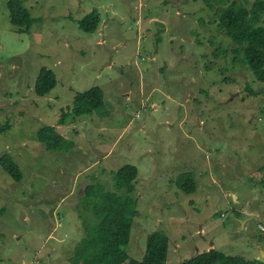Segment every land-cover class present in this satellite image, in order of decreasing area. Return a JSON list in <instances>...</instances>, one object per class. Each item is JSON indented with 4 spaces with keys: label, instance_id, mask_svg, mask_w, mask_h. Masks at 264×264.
<instances>
[{
    "label": "rangeland",
    "instance_id": "1",
    "mask_svg": "<svg viewBox=\"0 0 264 264\" xmlns=\"http://www.w3.org/2000/svg\"><path fill=\"white\" fill-rule=\"evenodd\" d=\"M22 1L35 20L28 32L0 0V157L23 174L15 182L0 169V264H71L103 192L134 199L132 259L160 231L166 264L211 250L264 264V82L217 19L256 0ZM94 9L97 30L82 32ZM43 68L56 85L40 97ZM94 87L103 105L75 116L74 96ZM46 125L74 146L48 150ZM126 165L138 169L132 193L115 181ZM185 174L193 193L176 185Z\"/></svg>",
    "mask_w": 264,
    "mask_h": 264
},
{
    "label": "trees",
    "instance_id": "2",
    "mask_svg": "<svg viewBox=\"0 0 264 264\" xmlns=\"http://www.w3.org/2000/svg\"><path fill=\"white\" fill-rule=\"evenodd\" d=\"M9 23L22 32H28L35 23L29 9L22 0H7ZM264 14V1L256 0L251 9L237 7L235 4L221 9L217 13L218 26L236 45L242 46L245 64L256 80L264 82V26L259 25L258 14ZM100 24V14L96 9L78 20V28L85 33H94ZM56 80L52 71L43 68L35 83V93L44 97L55 87ZM103 105V93L94 87L73 98L71 111L75 116L91 114ZM64 123V116L58 120ZM39 141L48 150L67 152L74 142L62 136L54 126L46 125L39 129ZM0 169L15 182H20L23 174L20 167L9 154L0 157ZM138 169L126 165L115 174V181L121 189L133 192V181ZM177 187L186 194L193 193L196 183L191 174L181 175ZM101 186H88L84 189L85 197ZM101 201L93 202L94 221L86 226L84 235L75 246L69 258L71 264H166L169 251V239L163 232H155L148 237L147 250L142 261L132 259L125 248L130 243L132 220L136 216L134 199L130 196H117L104 193ZM258 260L246 261L238 257H228L215 250L204 253L181 264H258ZM263 264V263H261Z\"/></svg>",
    "mask_w": 264,
    "mask_h": 264
},
{
    "label": "built area",
    "instance_id": "3",
    "mask_svg": "<svg viewBox=\"0 0 264 264\" xmlns=\"http://www.w3.org/2000/svg\"><path fill=\"white\" fill-rule=\"evenodd\" d=\"M259 229L264 232V228L263 227L260 226Z\"/></svg>",
    "mask_w": 264,
    "mask_h": 264
},
{
    "label": "water",
    "instance_id": "4",
    "mask_svg": "<svg viewBox=\"0 0 264 264\" xmlns=\"http://www.w3.org/2000/svg\"><path fill=\"white\" fill-rule=\"evenodd\" d=\"M263 256V255H262Z\"/></svg>",
    "mask_w": 264,
    "mask_h": 264
}]
</instances>
